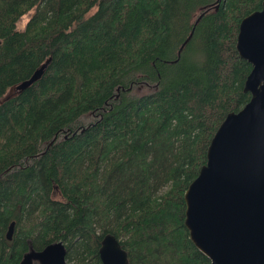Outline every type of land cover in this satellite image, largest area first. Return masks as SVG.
<instances>
[{
	"label": "trees",
	"instance_id": "16d2710c",
	"mask_svg": "<svg viewBox=\"0 0 264 264\" xmlns=\"http://www.w3.org/2000/svg\"><path fill=\"white\" fill-rule=\"evenodd\" d=\"M261 2L0 0V264L55 242L100 264L107 234L127 264H209L183 194L249 100L235 42Z\"/></svg>",
	"mask_w": 264,
	"mask_h": 264
},
{
	"label": "water",
	"instance_id": "95a60500",
	"mask_svg": "<svg viewBox=\"0 0 264 264\" xmlns=\"http://www.w3.org/2000/svg\"><path fill=\"white\" fill-rule=\"evenodd\" d=\"M235 43L239 58L250 65L242 90L249 100L227 114L211 138L205 164L183 194V225L209 264H264V0L240 21ZM47 63L16 90L37 81ZM12 230L10 223L7 240ZM65 255L64 245L55 242L39 252L29 249L18 264H66ZM98 258L100 264H127L110 234L102 237Z\"/></svg>",
	"mask_w": 264,
	"mask_h": 264
},
{
	"label": "rangeland",
	"instance_id": "374dc122",
	"mask_svg": "<svg viewBox=\"0 0 264 264\" xmlns=\"http://www.w3.org/2000/svg\"><path fill=\"white\" fill-rule=\"evenodd\" d=\"M27 17H28V16H27ZM27 17H23V18H21V19L18 21V23H17V29H22L24 23H25L26 20H27ZM12 93H13V90H9V91H8V95H10V94H12Z\"/></svg>",
	"mask_w": 264,
	"mask_h": 264
}]
</instances>
